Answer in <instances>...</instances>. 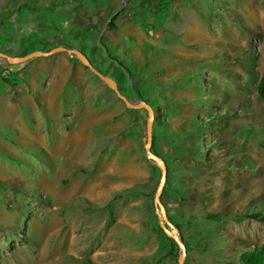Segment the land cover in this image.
<instances>
[{
  "label": "rangeland",
  "instance_id": "374dc122",
  "mask_svg": "<svg viewBox=\"0 0 264 264\" xmlns=\"http://www.w3.org/2000/svg\"><path fill=\"white\" fill-rule=\"evenodd\" d=\"M96 23L106 39L136 42L131 65L123 60L133 75L110 73L129 102L154 111L153 149L169 167L161 202L187 246L184 264H241L242 252L264 251V224L246 218L264 214V104L255 91L264 0H0V52L22 56L65 36L78 48ZM156 26L166 29L157 42L165 56L177 45L190 57H165L163 67L151 53L142 63L140 42L153 41ZM63 63L59 73L70 75L54 85L49 109L51 70L27 75L26 63L0 59V264H177L153 203L160 170L144 153L146 111L126 107L76 58Z\"/></svg>",
  "mask_w": 264,
  "mask_h": 264
},
{
  "label": "crops",
  "instance_id": "0c3cea01",
  "mask_svg": "<svg viewBox=\"0 0 264 264\" xmlns=\"http://www.w3.org/2000/svg\"><path fill=\"white\" fill-rule=\"evenodd\" d=\"M124 12H125V10H124ZM126 12H125V15H124V17H126V18L124 19L123 22L124 23H129L131 21V19H130L129 15L126 14ZM119 15H120V13H119ZM96 24H98L99 28H97L98 26H95V24H94V26L91 29L90 28H86V27L84 28L85 32H88L89 34H91L92 39H93V37H95L97 35V39L94 41L95 44L93 43L92 44V47L94 48L98 44L99 50L94 52L95 55H94V60L93 61H95V63H97V64L100 63L97 60H100L101 59V56L103 55V56L108 57L110 59V61L113 62V64L110 63L108 65L105 62L101 61V65L98 66L100 69H98V70L100 72L102 71L104 73H108V72H110V70H112V68L115 67V68H117V69L120 70L118 72V74L121 73V72H123V69H125V68L128 67L126 64L123 63V60L124 61H127L131 65L132 62H131V57L129 56L130 54L128 53V50H130V48L136 47L135 46V43L136 42L133 41V44H134V46H133L132 43H131V41L127 37H125L124 39H120V41H116L112 37H111L112 39H106V35L104 34V32H105L104 29L102 31L99 30L101 25H100V23H96ZM122 26H123V28L126 27L125 24H123ZM76 28H77V32L78 31L79 32L81 31L78 26ZM165 30L166 29L164 27L160 28V27H157L156 26L155 29L153 30V32L150 33V35H152V39H154L155 41L154 40L153 41H148V44H146V43L144 44V41H143L144 39H143L140 42V44L143 45L142 47L145 46V49L144 50H142L141 48L139 49L140 61L142 63H144L146 61V58H148L151 53L155 57L157 56V53H160V55H162L161 62H162V59H163L164 62L166 60L169 61V58L166 59L165 57H173L175 55H177V56L179 55V57H184V56L190 57V54H189L188 51H187V54L186 55L181 56L185 51L180 50V47L177 48L176 47L177 45L173 47L172 51L170 52V56H165L166 53H167V49H168L167 48V45H163V47H161V48H163L162 50H160L158 48V46H157V42H159V39H161V37H163V35L166 36V33L163 34L165 32ZM65 38L67 40H62V39L61 40H58V41H60L59 43H58V41H56L54 39V42H56V44H53V45H52V43H51L50 40H46L44 42V44L48 43L49 44L48 46L47 45L41 46V42H39L41 47L37 48L36 50L47 51V50H49L51 48H54V47H57V46H64V47H67V48H70V49H78V50H81L84 54H86V56L90 60V57L87 54V51L89 49L88 48V44L92 41V39H89L88 41H84L85 44L84 45H81L80 47L77 48L75 46L76 45V42L75 41L74 42H70L68 36H65ZM10 42L12 44H15L17 46L20 41H18V39L16 41H14V39H12V40H10ZM42 44H43V41H42ZM0 46H1V44H0ZM19 48L16 47V49H15V47H14V50L16 52H18L19 51ZM107 48H109V50L111 52L114 51L116 53V55H113V57H112V55L110 54V52L108 54V49ZM21 49H25V45L21 46ZM145 50L146 51L148 50L147 51L148 53ZM15 51H13L12 53H14ZM143 51H145L146 54L145 53L143 54ZM105 52H106L107 55L105 54ZM7 53H10V52L9 51H6L5 54H7ZM61 54L62 53H55V54L51 55L52 56L51 57L52 59L50 61L49 60H45V61H42L40 63H37L36 62L37 63V64L35 63L36 67H34V66L32 67L31 66L30 61H32L33 59L30 60V61H28L24 65V66H27L26 71H24V73L25 74L27 73V75H28V71L31 69V67L33 68V71H41L42 70V71L45 72L48 69L51 70V75H49V78L47 80V86H45V88L43 89L44 99H46L45 102H46V105H48V108L49 109H51L50 107L53 104V101L52 100L55 99L54 97H56V95H58L57 92H56V90H55L54 85L55 84H59L60 82H62V83L66 82V80H68V75H70L69 72H67V73L66 72L59 73L60 72V66L59 65L62 64L63 62L65 63L68 60L70 61V57H66V55H61ZM142 55L145 56L146 58L144 59ZM48 57H50V56H48ZM90 62H91V60H90ZM118 64H119V66H117ZM157 64H155V66ZM149 65L152 66L154 64H149ZM161 65L163 67H165L167 65V63H163L162 62L159 66H161ZM49 66H50V68H48ZM82 67L84 69V66H82ZM82 70H81V73H82ZM22 74H23V72L21 74H19V75L22 76ZM79 76H80V73L78 72V74L76 75V77L74 79V82H77L78 81ZM57 80H59V81L57 82Z\"/></svg>",
  "mask_w": 264,
  "mask_h": 264
},
{
  "label": "water",
  "instance_id": "95a60500",
  "mask_svg": "<svg viewBox=\"0 0 264 264\" xmlns=\"http://www.w3.org/2000/svg\"><path fill=\"white\" fill-rule=\"evenodd\" d=\"M111 21L109 20L107 23V27H111ZM65 53L70 57L76 58L83 66L87 67L92 71V73L100 80L102 81L109 89H111L115 95L123 101L126 107L132 108V109H144L147 114V121L145 124V137L143 138L144 142V153L146 159L156 165L160 170V179L159 183L157 185V188L155 190V194L153 197V203L156 208V213L158 215L159 219V226L160 229L170 238L174 241V243L179 248V257L177 259V264H184L185 258H186V248L184 244L182 243V240L178 234L177 229L170 223L168 220L166 210L161 202V194L163 191V188L165 186L166 182V176H167V167L162 158L155 155L151 151L152 146V127L154 122V111L151 108L150 105H148L145 101L140 100L138 101V104H133L129 102L124 94L120 92L118 89V83L116 80L110 76L102 74L98 69L92 66L90 60L84 54L81 50L78 49H70L64 46H57L54 48H51L47 51L42 50H35L31 53L22 55V56H15V55H8L3 52H0V59L3 60L5 63L9 65H21L25 64L28 61L38 58V57H48L55 53Z\"/></svg>",
  "mask_w": 264,
  "mask_h": 264
},
{
  "label": "trees",
  "instance_id": "16d2710c",
  "mask_svg": "<svg viewBox=\"0 0 264 264\" xmlns=\"http://www.w3.org/2000/svg\"><path fill=\"white\" fill-rule=\"evenodd\" d=\"M155 8H159L160 7V2H157L156 4H154ZM114 20L111 19V24L112 21ZM113 28V25H112ZM97 29V28H96ZM111 64H113L112 61H110ZM115 63V62H114ZM92 66H95L94 63H92ZM119 66V64L117 65ZM96 69H100L98 66H95ZM123 68V67H122ZM128 68V67H127ZM123 69V72L128 74V72L130 73V75H133L132 71L128 68ZM122 70V69H121ZM102 74L110 76L112 78L115 79V76H112L110 72L108 73H104L101 71ZM130 87H132V89H136L139 87L135 84V83H130ZM255 91H256V100L259 103H263L264 104V65L261 69V73L259 75V78L257 79L256 85H255ZM147 101V100H146ZM155 126L153 127V131L155 130ZM243 132V131H242ZM193 142V141H192ZM155 145V134L152 133V146H151V151L153 154L158 156V153L153 149ZM264 146V144L262 145ZM167 167V174L169 171V167ZM169 186V181H168V175L166 177V182H165V186H164V190H166ZM162 191V192H163ZM163 196V193L161 194V197ZM167 217L169 221H172V218L169 216V214L167 213ZM246 218H250L256 221H260L264 224V214H262L261 212H255L252 214H248V216ZM205 219L213 221V222H218L220 223L221 221H223L222 217L216 214H208L205 216ZM176 228L179 227V225H175ZM168 240L170 241V244L172 246V248H174L175 250L177 249L176 244L174 243V241L170 238H168ZM187 248V246H186ZM239 261L241 262V264H264V251L262 249L256 248L255 250L252 251H244L239 255Z\"/></svg>",
  "mask_w": 264,
  "mask_h": 264
},
{
  "label": "flooded vegetation",
  "instance_id": "af4514ba",
  "mask_svg": "<svg viewBox=\"0 0 264 264\" xmlns=\"http://www.w3.org/2000/svg\"><path fill=\"white\" fill-rule=\"evenodd\" d=\"M116 16V15H115ZM97 26H98V24H96ZM97 28H99V26L97 27ZM129 73V72H128Z\"/></svg>",
  "mask_w": 264,
  "mask_h": 264
}]
</instances>
